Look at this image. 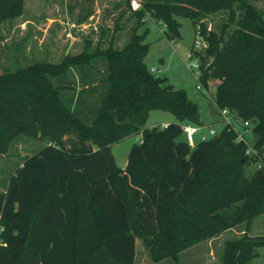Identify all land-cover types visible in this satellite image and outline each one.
Returning <instances> with one entry per match:
<instances>
[{
  "label": "trees",
  "instance_id": "obj_1",
  "mask_svg": "<svg viewBox=\"0 0 264 264\" xmlns=\"http://www.w3.org/2000/svg\"><path fill=\"white\" fill-rule=\"evenodd\" d=\"M140 1L137 29L122 49L88 47L0 76V155L20 136L47 141L0 194V264H135L137 239L153 261H178L182 250L264 214V167L247 176L248 146L229 126L189 146L183 125L201 127L200 108L148 67V30L138 31L152 18L173 40L178 18L191 19L207 44L194 52L199 82L207 90L217 83V112L250 122L251 143L264 152V16L248 0ZM25 5L0 0V27L21 17ZM220 11H229L228 23L220 34L208 31L204 20ZM100 62L98 78L91 70ZM69 74L80 76L79 94ZM100 78L101 102L82 98ZM154 110L177 122L146 128ZM134 134L142 140L120 168L112 146ZM247 232L225 243L224 264H248L257 255L264 235Z\"/></svg>",
  "mask_w": 264,
  "mask_h": 264
},
{
  "label": "rangeland",
  "instance_id": "obj_2",
  "mask_svg": "<svg viewBox=\"0 0 264 264\" xmlns=\"http://www.w3.org/2000/svg\"><path fill=\"white\" fill-rule=\"evenodd\" d=\"M248 2L264 16V0ZM241 12L239 8L236 9L237 17ZM27 18L33 24L26 27L24 20ZM229 18V11H220L205 19L204 23L208 31L220 34ZM178 20L181 27L180 37L177 39H169L165 24L152 18H148L144 27L138 30L140 33L148 30L145 37V43L149 44L146 63L150 69L157 70L156 76L166 78L177 90H185L190 99L199 106L203 134L209 135L211 128L220 133L224 124L214 102L217 83H212L207 90L199 82V66L194 52L201 51L202 48L196 47V42H201L202 38L197 34L191 19L180 17ZM60 27L63 29L60 30ZM233 28L234 25H231L226 33L229 34ZM135 29L137 21L133 16L131 3L129 6L127 0H26L23 17L5 22L0 27V76L6 71L24 68L37 62L59 63L66 57V53L79 55L88 47L89 52H94L107 49L113 43L115 48L122 49ZM69 33L74 38H69L68 41ZM104 70L105 64L100 62L91 72L98 74L99 78ZM78 78L69 74V79L74 82V87L77 88L75 91L79 94L82 85L78 84ZM60 80L61 78L53 79L56 84ZM99 80L96 91H86L82 98L92 97L101 102L106 85L101 78ZM73 92L72 90L71 93ZM93 105L94 103L87 105L88 109ZM81 117L86 122L91 118ZM166 122L175 123L177 120L166 111L154 110L150 113L145 127L162 126ZM251 128L253 130V125ZM200 134L196 136L197 142ZM254 138L252 133L251 140ZM141 140V134H134L112 146L120 168H125L131 149ZM46 145L47 141L44 139L20 136L11 144L7 153L0 155V194L6 192L11 177L24 161ZM257 170L256 165H250L246 168V174L251 177ZM246 231L252 236L264 235V214L254 218L250 224L244 222L182 250L178 261L172 258L153 261L144 241L137 239L135 264H224L225 243L240 239ZM256 254L248 264H264V245L256 248Z\"/></svg>",
  "mask_w": 264,
  "mask_h": 264
},
{
  "label": "built area",
  "instance_id": "obj_3",
  "mask_svg": "<svg viewBox=\"0 0 264 264\" xmlns=\"http://www.w3.org/2000/svg\"><path fill=\"white\" fill-rule=\"evenodd\" d=\"M131 8L133 11H137L142 8V3L139 0H131ZM200 36V35H199ZM201 37V36H200ZM202 38V37H201ZM197 48H205L207 47L206 42L203 40L196 42ZM155 73L157 70L152 69ZM220 114L222 116V121L224 126H229L231 129L235 130L237 133L236 142H243L247 144L248 148L246 151V156H248L252 162V165H256L258 170L264 167V152L259 151L258 149L254 148L251 143V135L253 130L251 128L250 122L243 121L240 119L236 113L229 111L228 109L220 110ZM168 123L162 124L163 128L168 127ZM184 134L186 140L191 148H194L197 144L196 136L200 134L199 141H206L211 136L217 135V131L214 128H211L209 131V135L203 134L202 127L195 126L192 124H184L183 125Z\"/></svg>",
  "mask_w": 264,
  "mask_h": 264
},
{
  "label": "crops",
  "instance_id": "obj_4",
  "mask_svg": "<svg viewBox=\"0 0 264 264\" xmlns=\"http://www.w3.org/2000/svg\"><path fill=\"white\" fill-rule=\"evenodd\" d=\"M21 17H23V15L21 16ZM21 17H19V18H21ZM91 17V16H90ZM48 20H51V21H57V19H52V18H48ZM24 23L26 24V27L28 26V24H33V22L30 20V19H25L24 20ZM63 28L62 27H60V30H62ZM65 29V28H64ZM66 30V29H65ZM68 30H66V32H67ZM69 38H74L73 37V35L71 34V33H69L68 34V37H67V40L69 41L70 39ZM68 55V53H66V56ZM162 63H164V62H162ZM166 123H171V122H166ZM164 124V123H163Z\"/></svg>",
  "mask_w": 264,
  "mask_h": 264
}]
</instances>
